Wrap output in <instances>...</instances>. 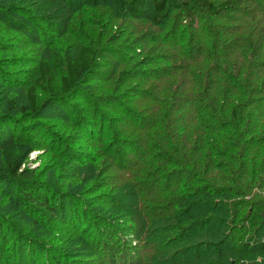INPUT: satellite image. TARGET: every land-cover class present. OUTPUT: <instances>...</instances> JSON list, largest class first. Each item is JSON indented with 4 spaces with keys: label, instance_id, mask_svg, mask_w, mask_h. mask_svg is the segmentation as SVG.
Listing matches in <instances>:
<instances>
[{
    "label": "rangeland",
    "instance_id": "1",
    "mask_svg": "<svg viewBox=\"0 0 264 264\" xmlns=\"http://www.w3.org/2000/svg\"><path fill=\"white\" fill-rule=\"evenodd\" d=\"M155 1L145 0L143 12L131 17L104 0H0V166L3 150L19 149L20 171L61 192L54 194L58 213L31 215L15 184L0 180V216L21 245L30 240L68 264H262L264 226L252 248H243L244 223L224 225L199 209L206 201L187 200L208 177L162 153L166 136L158 123L166 92L194 94L198 85L189 81L197 40L205 35L196 29L209 31L201 42L206 49L227 51L226 73L264 37V0H207L216 9L233 1L217 14L190 8L197 0H164L166 13L154 20ZM177 39L184 43L179 52ZM82 47L95 51L100 72L83 76L61 100L40 95L38 110L30 111L27 92L38 63L59 70ZM211 64L196 71L201 75ZM184 67L192 73L179 72ZM140 121L148 128L138 127ZM257 147L264 151V144ZM241 175L234 166L230 177ZM251 197L239 192L233 199L241 217L253 214ZM193 213L197 223L185 220ZM101 228L110 231L107 242ZM244 249L257 259H242ZM17 250L6 252L13 261L5 264H20L13 259Z\"/></svg>",
    "mask_w": 264,
    "mask_h": 264
},
{
    "label": "trees",
    "instance_id": "2",
    "mask_svg": "<svg viewBox=\"0 0 264 264\" xmlns=\"http://www.w3.org/2000/svg\"><path fill=\"white\" fill-rule=\"evenodd\" d=\"M104 1L114 3L117 10L125 11L131 17L139 16L145 5V0ZM189 6L204 8L206 13L217 14V11L231 8L233 1L223 4L219 9L214 8L207 0H197ZM154 8V20L164 17L166 13L164 0H156ZM199 29L196 31L204 32L205 35L197 40L199 47L194 56V76L189 80L198 84L194 85L196 88L194 94L191 92L183 94L175 87L173 92L164 94V101L160 100L163 107H167V111L159 118L160 123H158V127L166 136L162 138L166 144L162 153L169 156L171 152V156L175 155L179 158L189 171L208 177L195 191L192 188V197H188L187 200L206 201L207 208L202 206L199 209L204 211L207 209V217H212L218 222L224 219L225 223H222L224 225L228 223L235 227L234 223L237 220L239 224L244 223L243 234L246 244L242 247L252 248L254 236L264 226V195L253 193L254 189L264 190V151L257 147L264 144V37L258 36L259 44L250 46L249 58L242 56L237 65H227L226 69L224 67L227 71L224 73L223 65L228 56L227 51L222 46L212 51L208 47L206 49L201 42L209 36V31L207 33ZM182 43L181 39H177V44H180L178 52L181 51ZM208 61L213 65L211 64L210 70L200 75L196 70ZM97 64V54L91 47L80 48L74 57L67 58L66 63L59 70H55L46 61L39 62L33 83L27 92L30 111L38 110L40 95L47 99L61 100L65 95L71 94L83 76L96 75L100 72ZM178 70L185 74L192 73L189 67ZM4 80L12 81L9 76ZM170 93L172 96L168 98ZM144 124L145 121L136 123L141 129L148 128ZM145 146L150 147L147 143ZM18 150L2 151L3 165L0 166V180L15 184L14 186L20 190L22 206L26 207L29 214H37L42 209L52 215L58 213L53 201L56 198L54 194L61 193L60 189L35 177L33 172L20 171L22 156L18 155L20 152ZM213 157L225 159L230 165L221 164L213 160ZM163 158L165 157L159 159ZM166 163L167 160L162 162L163 165ZM236 165L241 166L242 175L230 177ZM212 172L225 174L212 175ZM243 179H249V182L243 185ZM218 182L239 184L242 187L237 190L227 185H215ZM239 192L252 195L251 198L255 199V202L252 201V205L249 206L253 207V214L251 213L250 216L248 214L246 218L236 212L235 206H231L238 198ZM70 198L67 199L71 201ZM17 199L19 200L18 196ZM192 215L185 220L197 223L198 219L194 217V213ZM3 220L4 218L0 216V264L11 263L12 256L7 258L6 252L12 250L15 253L16 248L18 254H14L13 259H20V264H68L54 250L39 249L30 240L26 239L21 245L22 239L18 240L16 237L17 240H14L15 232L9 225L11 223ZM100 231L105 237L104 241L107 242L110 231L105 228H101ZM7 247L8 251L5 250ZM239 255L242 259L252 261L257 259V256L248 253L247 249L240 250ZM258 256L264 264V249Z\"/></svg>",
    "mask_w": 264,
    "mask_h": 264
}]
</instances>
